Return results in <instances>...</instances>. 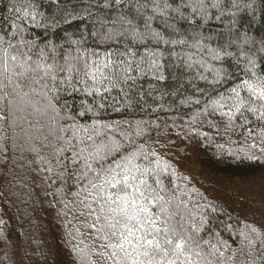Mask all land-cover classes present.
Masks as SVG:
<instances>
[{
    "label": "snow or ice",
    "instance_id": "obj_1",
    "mask_svg": "<svg viewBox=\"0 0 264 264\" xmlns=\"http://www.w3.org/2000/svg\"><path fill=\"white\" fill-rule=\"evenodd\" d=\"M0 6V160L35 153L60 182L98 242L74 246L79 264H264V220L190 187L148 143L152 116L192 108L264 160V0Z\"/></svg>",
    "mask_w": 264,
    "mask_h": 264
},
{
    "label": "trees",
    "instance_id": "obj_2",
    "mask_svg": "<svg viewBox=\"0 0 264 264\" xmlns=\"http://www.w3.org/2000/svg\"><path fill=\"white\" fill-rule=\"evenodd\" d=\"M5 12L0 6V15ZM193 114L194 109L181 107L152 116L159 127L150 130L149 145L189 178L190 187L233 214L264 220V160L243 159L242 136L190 123ZM46 167L29 151L9 149L0 160V264H79L74 246L98 243L89 221L53 195L60 182L53 184Z\"/></svg>",
    "mask_w": 264,
    "mask_h": 264
}]
</instances>
